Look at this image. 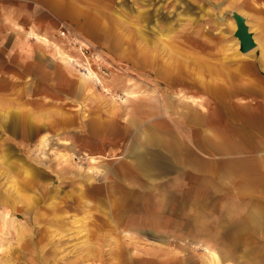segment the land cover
I'll return each instance as SVG.
<instances>
[{"label":"rangeland","instance_id":"374dc122","mask_svg":"<svg viewBox=\"0 0 264 264\" xmlns=\"http://www.w3.org/2000/svg\"><path fill=\"white\" fill-rule=\"evenodd\" d=\"M234 12L258 93L222 71ZM0 51V264H264V177L203 151L204 128L264 127V0H0Z\"/></svg>","mask_w":264,"mask_h":264},{"label":"crops","instance_id":"0c3cea01","mask_svg":"<svg viewBox=\"0 0 264 264\" xmlns=\"http://www.w3.org/2000/svg\"><path fill=\"white\" fill-rule=\"evenodd\" d=\"M247 19V18H246ZM247 24H249V21L247 19ZM235 25V24H234ZM251 31V28H250ZM40 40L42 39L43 41L46 40L44 38H39ZM254 39L257 42V36L254 35ZM1 52V51H0ZM180 49L176 47V53L172 54V56L164 58L165 66L169 68L168 63H173L174 66L172 65L171 71H177L178 65L180 63ZM246 53L237 55L236 59H233V63L229 66H226L225 69L222 71L226 75V77H230L232 80L230 81V86L233 85V87L229 88V92H234V93H258L263 90H260L259 88L261 86L257 85L258 78H260V73L257 71L256 73H253L248 76V70H247V65L249 63L248 60L243 59ZM252 68H257L255 64L251 65ZM1 69V67H0ZM1 71V70H0ZM253 72V70H251ZM7 76H10L7 75ZM202 82V81H201ZM204 83V81H203ZM250 87V88H249ZM191 115L194 118H197L198 113L194 110L191 112ZM204 134H206V140L208 141L207 145L203 146V151L206 153L205 155L208 157H211L216 163H220L221 161L225 160H231L233 158H243V157H249V160L253 161H242L241 163V174L245 177V181L249 182L246 178H253L256 181H260L257 176H253L254 172H248L246 173L244 169H247V166L250 165L251 163L255 164L257 167L256 170V175H261L264 177V127L257 128L254 133H256L258 136L255 140H249L248 138H243L239 136L233 137L225 126L222 125V128L220 125H214V127L211 128H204ZM261 135V136H260ZM158 139V138H157ZM183 142V141H182ZM250 145V146H249ZM176 147V157L179 158V156H182L181 151L184 148H181V145L179 144V139H177L175 143ZM136 146L132 148V150H138ZM200 152V149H199ZM185 156V155H183ZM196 157H200V153L196 154ZM138 158V164L139 166L144 170V172L147 175H150L152 171H157L156 173L152 174H161V171H158L156 165L154 164L151 160H148L145 158L143 153H138L137 154ZM193 158V157H192ZM224 164V163H223ZM248 164V165H245ZM223 166H228V163L224 164ZM238 165H236L237 167ZM160 170V169H159ZM226 172V168L223 167L218 169V171H214L213 173H217L220 175V177H223V175ZM150 178V176L148 177ZM155 180V178H154ZM254 183V182H252ZM256 210L258 213V216L256 218H252L251 214L252 211ZM252 211L248 213V219L252 222L251 226L259 225V226H264V219L262 216V210L259 208H253ZM260 216V217H259ZM254 219V220H253Z\"/></svg>","mask_w":264,"mask_h":264},{"label":"water","instance_id":"95a60500","mask_svg":"<svg viewBox=\"0 0 264 264\" xmlns=\"http://www.w3.org/2000/svg\"><path fill=\"white\" fill-rule=\"evenodd\" d=\"M233 16L237 24L235 36L240 41L241 52L246 53L256 46V41L246 23V18L237 12H234Z\"/></svg>","mask_w":264,"mask_h":264},{"label":"bare ground","instance_id":"6f19581e","mask_svg":"<svg viewBox=\"0 0 264 264\" xmlns=\"http://www.w3.org/2000/svg\"><path fill=\"white\" fill-rule=\"evenodd\" d=\"M246 23H247V19H246ZM236 25V24H235ZM234 25V27H236ZM250 29V28H249ZM253 37H254V35H253ZM63 53V52H62ZM145 57H147L148 56V54L146 53V52H144V51H142L141 52ZM59 56H60V54H59ZM92 70V69H91ZM89 74V73H88ZM92 74H93V76H94V78L96 79V81L100 84V83H102V81H101V79L98 77V75L94 72V71H92ZM105 89H107L106 87H104ZM108 90V89H107ZM92 159L94 160V161H96L93 157H92ZM257 215H258V213H257V211L256 210H253L252 211V214H251V217L252 218H256L257 217ZM254 220V219H253ZM203 247V246H202ZM206 249V251H207V253H208V255H209V257H210V260H209V264L211 263V264H220V261H221V256H220V253L217 251V250H214V249H207V248H205ZM218 249V248H217ZM221 251V250H220ZM228 255L226 254L224 257H227Z\"/></svg>","mask_w":264,"mask_h":264}]
</instances>
